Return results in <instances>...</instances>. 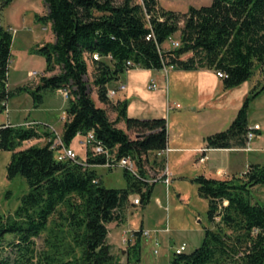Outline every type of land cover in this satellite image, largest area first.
Masks as SVG:
<instances>
[{
    "label": "trees",
    "instance_id": "obj_1",
    "mask_svg": "<svg viewBox=\"0 0 264 264\" xmlns=\"http://www.w3.org/2000/svg\"><path fill=\"white\" fill-rule=\"evenodd\" d=\"M13 1L0 0V10ZM42 1L48 12L37 21L51 25L55 41L36 53L45 58L47 72H60L43 77L34 89H10L13 33L0 25V114L19 94H30L39 106L43 91L64 90L69 100L59 135L63 145L69 148L78 135L93 132L104 150L117 159L130 158L137 171L123 169L126 188H107L97 171L107 163L105 154L93 155L88 149L82 162L60 161L51 148L58 136L49 126L1 125L0 152L12 153L8 179L23 177L30 191L13 215L0 214V264H121L112 253L108 225L123 223L122 212L132 196H140L142 206L149 204L156 183L147 182L148 155L167 149L168 126L165 118L129 117L127 102L114 104L108 97L109 86L130 70L171 66L175 71L222 73L219 79L227 90L250 81L257 68L264 81V0H212L186 13L165 10L158 0ZM173 41L179 46L173 47ZM90 65L98 102L117 113L115 120L92 98L86 80ZM263 92L264 84L245 99L227 130L207 137L208 149L246 148L250 104ZM121 122L126 130L118 127ZM127 131L147 136L131 138ZM42 139L45 145L21 149L26 142ZM153 163L165 169V160ZM192 182L208 200L213 228H205L199 248L174 254L170 264H264V204L254 203L252 197L255 187L264 186V164L249 165L242 180L199 175ZM56 216L67 222L66 232L50 231L53 235L39 250L36 240ZM141 231L135 232L136 241L127 250L131 263L133 255H140Z\"/></svg>",
    "mask_w": 264,
    "mask_h": 264
},
{
    "label": "rangeland",
    "instance_id": "obj_2",
    "mask_svg": "<svg viewBox=\"0 0 264 264\" xmlns=\"http://www.w3.org/2000/svg\"><path fill=\"white\" fill-rule=\"evenodd\" d=\"M160 3L169 10L185 11L190 7L210 5L212 0H160ZM47 12L48 8L42 0H14L4 10H0V25L10 29L13 33L9 72V83L12 89L18 86H29L34 89L41 83L43 77H52L60 72L59 68L54 72H47L45 58L36 53L38 47L55 41L51 25L37 21V16H45ZM175 40L177 39L175 38ZM164 49L167 50V48ZM35 72L37 75L32 76L31 74ZM93 73L94 67L90 65L86 80L89 83L92 98L98 102L93 85ZM263 84L261 70L257 68L254 76L245 86L238 90L230 89L228 91L227 95H229V98L226 101L230 106L228 111H221L219 119L210 121L208 112L199 111L195 113L193 111L195 106H192L179 93H173V85L170 83L168 88L169 97L172 100H177L182 107L170 113V120L173 123L171 133L174 134L181 123L186 131L189 132L193 128L197 129L199 124L202 125L205 136L227 130L243 105V99L240 98L241 94L247 89L248 91L251 90L248 94L250 95L253 90H260ZM42 95L43 102L39 106H36L32 96L28 93L15 96L9 101L8 111L0 114V124L8 122L9 119H15L14 123H26V121L35 120L39 124L49 126L52 131L60 135L63 122L66 120V108L69 99H65L59 91L55 90L43 91ZM20 106L26 110L21 112ZM15 108L18 109L14 115L15 117H12L14 114L13 109ZM107 111L112 119L111 108L108 107ZM193 115H196L198 124L193 123L196 119L191 120ZM248 119L249 126L259 125L260 129L256 131H261L254 132L256 137L250 143V148L247 150L248 144H246V148L236 147L234 151L217 152L212 154L211 160L208 161V165L230 169V171H225L226 175L221 176L222 179L235 178L242 180L249 165L264 164V92L251 102ZM129 135L131 138L136 136L131 131ZM46 142L47 140H43L40 143L26 142L21 149L35 144L45 145ZM74 144L77 145V140L74 141ZM76 153H78L77 155L80 159H83L84 152ZM11 156L12 153L10 152H0V214L8 216L14 214L21 204V198L30 191L29 185L23 177L19 176L13 180L8 179L7 166L11 161ZM147 167L150 171V176L153 178H157L162 174V168H160L159 164H154L153 161H150V165ZM123 169L119 166L115 168L98 167L97 171L105 187L124 189L127 186V181L124 177ZM135 170L137 171V167ZM201 170L185 168L183 175L196 177L202 173L205 174ZM182 180L184 181V179H177L176 182L190 197L188 203H183L179 199L173 186L158 183L153 189L149 204L141 206L129 203L122 212L123 225L117 224V226L121 225V227H115L113 224H109V243L113 244L112 253L118 261H122V264L131 263L128 259L127 250L129 251L130 246H132L130 243L132 242H129L127 238L129 235H124V232L128 229L131 230V236L134 238L136 237L135 232L139 231L140 228L147 231L150 235L148 238L142 237L140 255H133L131 264H170L175 247L186 243L188 247L185 253H192L203 244L204 230L211 227L207 217L208 200L199 195L197 184H192L191 181L183 182ZM252 197L254 203L264 204V186L255 187L252 190ZM135 198H137L136 195L131 197V199ZM157 198H159L160 204L156 201ZM176 206L181 207L175 209ZM62 213H66V211L63 209ZM54 222H57V225H54ZM67 226V222L62 217H54L50 229L36 240L37 248L39 250L44 248L45 239L50 234L53 235L50 231L55 234H59L61 230L66 232ZM133 229L136 230L134 231ZM156 229H164V232L159 231L154 236L152 231ZM60 234L62 235V233ZM122 249H125V254L122 253ZM136 255L140 256V262H137Z\"/></svg>",
    "mask_w": 264,
    "mask_h": 264
},
{
    "label": "crops",
    "instance_id": "obj_3",
    "mask_svg": "<svg viewBox=\"0 0 264 264\" xmlns=\"http://www.w3.org/2000/svg\"><path fill=\"white\" fill-rule=\"evenodd\" d=\"M158 1L160 7L164 8L165 10H169L168 8L162 6L160 0ZM170 11L186 13L188 9L185 11H179V10H170ZM164 48L168 49L169 45L165 44ZM151 81H156L158 85L157 90L152 91L148 89V86L150 85ZM120 83H124L127 85V91L118 92V94L111 100L114 104L120 102L121 103L127 102L129 117L141 119V120L158 119V118L167 119L168 147L162 156L158 155L157 152V153H150L148 155V158L150 159V161L157 159L158 162L165 160V169H162V173L165 170H167L171 179V183L168 186H173L177 195L179 196V199L183 201V203H188L190 197L188 196V194L184 192L182 187H179L177 185L178 183L176 182V180L184 179V181L182 180L183 182H189V181L192 182V179L195 178V177L184 176L183 171L185 168L202 169L205 174L202 173L201 175H204L207 178L216 179V180H225L222 179L221 176L226 175L225 171H230V169L228 168L224 169L220 166H213L210 164L208 165V161L211 160L212 154H215L217 152L234 151L235 148L208 149L206 139L209 136L207 135L205 136L204 127L200 124L197 127V129L193 128L192 131L189 132L186 131V129L181 123L180 126L177 127L176 132L174 134L171 133L173 123L170 120V113L171 111L181 109L182 107L180 103L177 102V100L175 99L172 100L169 97L168 88L170 83L173 85V93L176 92L179 93L185 100H188L192 106H195V108H193V111L195 113L199 111L208 112L211 119L210 121H215L216 119H219L221 111H228L230 106L226 101L229 98V95H227L229 90L223 87L221 80L216 76L214 71L199 70V71L185 72V71H175L174 69L167 71L164 69L159 71L134 69L128 71L126 74L122 75L119 80L113 82L109 86V89L117 88V86ZM246 84L247 82L244 83L242 86L235 88V90H238L239 88L241 89ZM9 87H10V83H9ZM18 87H22V86H18ZM250 91L251 90L248 91L246 89L245 92L241 94L240 98L243 99L242 100L243 102L249 96L248 94ZM97 104L98 106L104 107L106 109L109 107L100 104L99 102H97ZM8 105L6 111H8ZM17 109L18 108L13 109L14 114L12 115V117H15L14 115L16 114ZM20 110L21 112H24L26 109L20 106ZM112 113H113L112 119L115 120L117 117V113L114 112L113 110ZM193 119H196V115L192 116L191 120ZM14 121L15 119L14 120L9 119L8 122L2 123L0 124V126L3 124L22 125L25 123V122L14 123ZM30 121L37 122L35 120H30ZM193 123H197V119ZM177 124L179 123L177 122ZM118 127L126 130V125L124 122H121ZM252 127L253 125H250V128ZM127 132L129 133V131ZM84 137L85 136L78 135L75 139L77 140V145L74 144V142L71 145V148L74 149L76 152H84L83 153L84 157L83 159H81L83 161L86 159V154H87V149L81 146V142L83 141ZM43 140L44 139H42V141ZM203 158L205 159V161L201 162L200 160ZM146 168L148 170V167ZM148 174L150 176L149 170H148ZM158 183H162V182L160 181ZM192 184L195 183L192 182ZM133 200L134 199L130 198L131 205H134ZM156 201L159 202L160 201L159 198H157ZM135 207H139V206H135ZM179 207L181 206H176L175 209ZM166 209H168V207H166ZM111 224H113V226L115 227H121V225L117 226V222ZM164 229H156L152 232L155 236V234L159 231L164 232L163 231ZM133 230L135 231L136 229ZM125 234L129 235L127 238L129 242H132L130 244L133 245L136 241V237L134 238L133 236H131V230L128 229L126 232H124V235ZM119 235L122 237L121 234ZM108 240H109V236H108ZM110 245L113 247V244L111 242ZM124 250L125 249H122L123 254H125L126 252ZM120 263L122 264V261Z\"/></svg>",
    "mask_w": 264,
    "mask_h": 264
},
{
    "label": "built area",
    "instance_id": "obj_4",
    "mask_svg": "<svg viewBox=\"0 0 264 264\" xmlns=\"http://www.w3.org/2000/svg\"><path fill=\"white\" fill-rule=\"evenodd\" d=\"M172 46L173 47H178L179 43L177 41H173L172 42ZM93 58L95 60H99L100 56L98 54H95L93 56ZM129 65H131V63H128ZM173 67H166L164 68V70H172ZM32 76H36L37 73H32ZM216 76L218 78H223V74L222 73H216ZM149 90L155 91L158 89V85L156 83V81H151L150 85L148 86ZM127 91V85L124 83H120L117 88L115 89H109L108 90V97L110 99H113L118 92H125ZM59 92L64 96L65 99H69V94L68 92L64 91V90H59ZM37 124H39L38 122H34V121H30V122H26L24 124H22V126L25 127H34ZM260 127L259 125H255L253 128H250L249 133L247 134V140L249 141L248 143V147L247 150L250 148V143L253 141V139L256 137L255 133L256 130H259ZM51 130V129H50ZM52 131V130H51ZM57 134V133H56ZM57 138L55 139L53 145H52V149L56 151L57 153V158L60 161L63 160H72V161H76V162H82L83 160H81L79 158V156L77 155L76 151L74 149H72L71 147L67 148L63 145L61 138L59 137V135L57 134ZM42 140H33V141H29V143H33V142H41ZM81 145L83 147H85L87 150L89 149L93 155H102L105 154L107 157V163L105 165H103V167H107V168H115V167H122L124 169H128L129 171H131L132 173H136V165L135 163L130 159V158H121V159H117L114 155H111L109 152H107L106 150L103 149V147L98 144L95 140L94 137V133H89L87 136L84 137L83 141L81 142ZM166 151V150H165ZM165 151H161L158 152V155L162 156L164 154ZM201 162L205 161V159H201ZM162 182L164 184H166L167 186L170 185L171 183V179H170V175L167 172V170H165L162 175H159L157 178H153L150 177L149 180L147 181L150 184H154V183H158V182ZM133 203L135 205H141V198L140 196H137V198H135L133 200ZM168 231V230H166ZM137 232V231H136ZM142 233V237H149V233L147 231H141ZM187 244L183 243L182 245H180L179 247H176L174 249V254L175 255H179L182 253H185L187 250ZM157 253V252H156Z\"/></svg>",
    "mask_w": 264,
    "mask_h": 264
},
{
    "label": "water",
    "instance_id": "obj_5",
    "mask_svg": "<svg viewBox=\"0 0 264 264\" xmlns=\"http://www.w3.org/2000/svg\"><path fill=\"white\" fill-rule=\"evenodd\" d=\"M147 136V134L145 133V134H137L136 135V139H143V138H145Z\"/></svg>",
    "mask_w": 264,
    "mask_h": 264
}]
</instances>
